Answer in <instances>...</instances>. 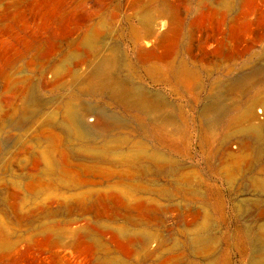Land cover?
Wrapping results in <instances>:
<instances>
[{
    "label": "rangeland",
    "instance_id": "374dc122",
    "mask_svg": "<svg viewBox=\"0 0 264 264\" xmlns=\"http://www.w3.org/2000/svg\"><path fill=\"white\" fill-rule=\"evenodd\" d=\"M232 1L0 0V264H264V0Z\"/></svg>",
    "mask_w": 264,
    "mask_h": 264
},
{
    "label": "bare ground",
    "instance_id": "6f19581e",
    "mask_svg": "<svg viewBox=\"0 0 264 264\" xmlns=\"http://www.w3.org/2000/svg\"><path fill=\"white\" fill-rule=\"evenodd\" d=\"M224 5H225V7L226 8H228V9H230V10H232V9H234V7H235V2H233L232 0H225V2H224ZM227 9V10H228ZM224 39V38H223ZM222 39V40H223ZM224 41V40H223ZM225 42V41H224ZM237 43V42H236ZM238 44V43H237ZM236 45V44H235ZM237 46V45H236ZM235 46V48H237ZM264 67V66H263ZM263 67H262V69H261V71H263L264 72V69H263ZM219 88H221L222 89V86L221 87H219ZM222 106V105H221ZM219 107V105H217V107H219V109L217 110V111H219L220 110V108H223V107ZM215 106H210V110H212L213 108H214ZM216 108V107H215ZM260 112V111H259ZM263 112V111H262ZM70 115L72 116V117H74V118H76V119H78L80 116H79V113L76 111V110H73V111H71L70 112ZM257 128H259V126L258 125H255V130H257ZM84 130H86V128H84ZM261 181V180H260ZM261 184H263V183H261ZM262 186V185H261ZM263 227V226H262ZM259 232V231H258ZM263 232V231H262ZM263 234H264V232H263ZM250 237V236H249Z\"/></svg>",
    "mask_w": 264,
    "mask_h": 264
}]
</instances>
